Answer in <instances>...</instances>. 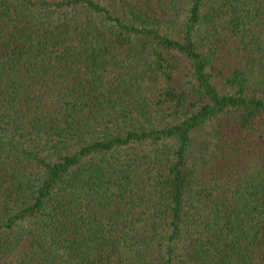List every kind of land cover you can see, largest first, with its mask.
<instances>
[{"label":"trees","instance_id":"1","mask_svg":"<svg viewBox=\"0 0 264 264\" xmlns=\"http://www.w3.org/2000/svg\"><path fill=\"white\" fill-rule=\"evenodd\" d=\"M0 264H264V0H0Z\"/></svg>","mask_w":264,"mask_h":264},{"label":"rangeland","instance_id":"2","mask_svg":"<svg viewBox=\"0 0 264 264\" xmlns=\"http://www.w3.org/2000/svg\"><path fill=\"white\" fill-rule=\"evenodd\" d=\"M101 32L107 35L106 30H101ZM103 34L101 35V39H105L107 41L109 39V36L107 35V39ZM126 55L127 54L125 53H121L120 57L123 58ZM127 59L131 64V69L128 70V73H126L121 82L123 88H116L117 95H120V93L123 95V97H127V95H130L132 97H135L138 102L142 100L150 101V99L154 96V91L151 81L149 80V76L151 74L148 69L145 70V68L143 67L144 61L146 60V56L138 58L132 55L127 57ZM213 143L214 138L210 131L207 129L203 133L200 141H198L194 145V156H201V158L204 159L205 156L213 150Z\"/></svg>","mask_w":264,"mask_h":264}]
</instances>
